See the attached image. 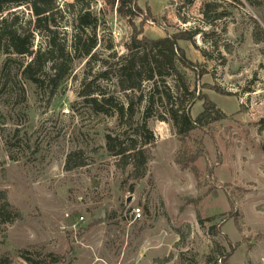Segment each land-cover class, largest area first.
<instances>
[{
    "label": "rangeland",
    "instance_id": "rangeland-1",
    "mask_svg": "<svg viewBox=\"0 0 264 264\" xmlns=\"http://www.w3.org/2000/svg\"><path fill=\"white\" fill-rule=\"evenodd\" d=\"M206 3L221 5L220 19L206 20ZM138 4L155 20L136 17L132 27L112 4L93 1L100 15L96 52L101 60L94 62L92 75L104 68L103 61L112 62V52L128 51L135 29L140 38L152 39L197 31L193 40H179L194 68L179 63V69L189 87L206 94L224 116L214 120L213 114L185 142L170 120L148 118L153 159L147 176L135 182L131 167L123 171L107 148V135L125 141L130 136L116 116L96 113L80 96L92 78L88 58L73 61L51 102L46 90L18 78V62L11 63L10 74L0 80V191L21 218L1 236L0 257L9 256L12 264H30L23 254L40 264H207L216 241L230 254L228 264H264V42L253 39L255 21L264 28V0ZM66 29L70 36L72 26ZM42 41L38 35L34 48ZM101 83L114 90V80ZM166 83L175 87V78L159 80L163 93ZM153 85L146 81L144 93ZM202 105L191 107L193 118ZM185 145L197 154V173L176 163ZM78 150L85 164L66 170L67 155ZM199 216L210 221L200 224ZM185 223L191 233L183 244L176 229ZM214 226L218 235L211 232Z\"/></svg>",
    "mask_w": 264,
    "mask_h": 264
},
{
    "label": "trees",
    "instance_id": "trees-1",
    "mask_svg": "<svg viewBox=\"0 0 264 264\" xmlns=\"http://www.w3.org/2000/svg\"><path fill=\"white\" fill-rule=\"evenodd\" d=\"M93 1L72 0L62 4L60 0H0V80L4 75L10 74L11 63L18 62L17 77L33 83L39 91L46 90L48 101L51 102L69 76L73 61L88 58V74L92 78L84 82L80 96L96 113L116 116L119 119L130 137L125 141L109 134L107 148L111 155L118 158V166L123 171L131 167V177L135 182H140L147 176L149 163L153 159L149 146H154L155 137L148 127V118L158 116L161 121L170 120L180 140L185 142L192 131L205 127L213 114H216V117H212L214 120L224 115L206 94L189 87L185 74L179 69V63L186 68H194V63L180 47L179 40H193L199 34L197 31L152 39L146 36L140 38L142 32L135 29L128 51L122 55L112 52V62L103 61L104 68L92 75L94 62L101 60L96 52L100 15L92 9ZM105 1L112 4L121 17L129 19L132 27H135L136 17H141L143 21L155 20L150 10L145 12L140 7L138 0ZM220 7L217 3H206V20L211 22L220 19L223 13L216 12ZM210 11L216 13L211 14ZM67 26H72L70 36ZM38 35L42 36L43 41L34 48ZM253 39L255 43L264 42V28L258 21H255ZM109 48L113 46L109 45ZM25 57L28 60L25 61ZM167 77L175 78V87L171 88L166 83L164 85L168 89L163 93L158 82ZM106 80H114V90L109 91L106 85H102L101 82ZM146 81L154 84L148 95L143 89ZM204 87L223 95L228 94L218 86L206 84ZM118 93L123 94V100ZM198 101H203V110L193 118L191 107ZM145 102L142 120H137L136 117ZM158 104V108H163L161 111L156 108ZM83 155L82 150L70 152L66 158V170L72 171L75 167L84 165ZM196 160L197 154L190 152L186 145L181 147L176 157L177 164L190 168L195 173L198 172L193 164ZM3 177H6L5 170ZM20 218L21 212L10 202L7 193L0 191V243L1 236H6L7 226ZM235 220L238 229L243 231L240 221L236 218ZM205 221L210 219L199 216L200 224ZM176 230L180 241L185 244L191 233V225L185 223ZM211 232L218 235L220 231L214 226ZM229 255L225 247L216 241L207 256V264H228ZM22 257L30 264H40L24 254ZM170 259L172 255L167 260ZM0 264H12V260L7 255L1 256Z\"/></svg>",
    "mask_w": 264,
    "mask_h": 264
},
{
    "label": "built area",
    "instance_id": "built-area-1",
    "mask_svg": "<svg viewBox=\"0 0 264 264\" xmlns=\"http://www.w3.org/2000/svg\"><path fill=\"white\" fill-rule=\"evenodd\" d=\"M137 212H140V209H137Z\"/></svg>",
    "mask_w": 264,
    "mask_h": 264
}]
</instances>
